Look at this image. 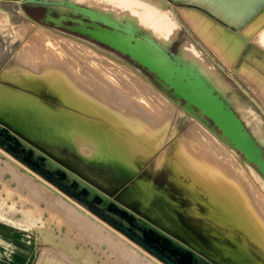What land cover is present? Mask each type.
I'll return each instance as SVG.
<instances>
[{"label":"bare ground","instance_id":"bare-ground-1","mask_svg":"<svg viewBox=\"0 0 264 264\" xmlns=\"http://www.w3.org/2000/svg\"><path fill=\"white\" fill-rule=\"evenodd\" d=\"M40 2L46 5L49 11L56 9L60 12L61 18L55 19L58 23L66 18V12H77L84 3L87 7L81 10L93 20L100 19L117 28L114 33L98 28L91 31L92 36L129 51L162 75L176 67L167 62L166 56L157 47L148 46L143 40H139L136 47H131L130 39L134 37L132 30L125 34L118 29L127 23L136 24L163 47H168L179 26L174 13L162 0ZM222 6L223 9L219 10L223 14L228 13L229 4L224 3ZM183 13L198 34L216 51L220 52V47L223 46L210 40L211 32L220 36V40L234 44L235 48L232 47L237 53L243 49L245 39L242 42L226 34L221 27L199 13H195L194 18H188L189 14ZM240 17L237 12L233 14L232 19ZM49 19L54 18L49 16ZM263 22L264 14L251 22L241 34L251 37ZM20 26V29L25 31L27 24L22 23ZM45 28L37 27L36 32H32L34 35L30 37L29 47L26 45L27 49L21 50L16 63H13L22 70H16L15 73L11 66L0 74V118L48 151L63 158H71L89 172L91 178L110 189L123 186L129 179L136 177L147 161L152 160L146 171L137 176L132 186L126 190L125 198H137L143 208L148 209L165 225L180 231L192 242L195 238V245L203 246L207 254L221 264H264V197L261 196L259 184L235 153L229 151L209 132L210 130L196 123L193 128L185 129L186 132H178L175 118L181 113L175 104L155 94L153 88L127 65L105 57L66 35ZM248 52V58L254 56L252 59L255 61L252 78L264 85V56L261 55L258 59L255 57V51ZM221 54H225L223 50ZM179 56L186 68L191 69L198 77L199 81L193 84V88L197 92V100L202 110L219 115L232 127L238 128L241 124L248 126L252 148V156L249 155V158L260 161L261 154L264 153L263 120L258 119L254 110L247 109L246 104H239L233 96L228 99L227 104L216 100L213 92L225 95L230 91V87L216 74L214 68L202 59L193 45L184 43L179 49ZM200 101H204V104ZM240 131L245 137L244 130ZM256 141L261 147L255 145ZM227 143L230 145L231 142ZM0 154L7 157L2 149ZM12 161L35 183L30 184L26 175L18 174L16 169L8 165L1 166L0 162V169H9L12 178L15 177V181L21 182L18 192L22 191V186L27 188L28 194H31L27 197H38L40 199L36 200L47 202V205L53 207V211H57L58 216L63 217V221L83 225L84 219L80 216L83 215L100 225L96 224L95 228L84 222L87 223L85 228L91 230L104 251L96 245H91L88 249L79 247L80 243L77 242L82 234L79 225L68 227L76 230V239L69 240L67 237L62 239V235L60 237L53 234L48 230V225L39 221V229L49 232L46 233L48 239H44L61 245L70 256L61 258L59 252L49 251L43 264H109L112 257L118 264H166L145 248L138 246L130 237L102 223L28 166L15 159ZM261 164L264 171L262 161ZM5 176L9 175L4 174V179ZM69 177L74 178L73 175ZM79 182L84 185L83 181ZM173 185L182 188L184 195L191 202L189 206H180L178 198L173 195ZM91 192L95 194L94 190ZM24 195L26 196V193ZM61 200L76 207L79 214L74 211L73 206L63 205ZM104 201H108L106 197ZM221 201L228 204L224 211H219L212 205ZM198 205L204 207L200 215L193 211ZM49 206L48 209L51 208ZM179 212L188 216L192 225L209 240L201 241L193 229L183 226L179 222ZM29 221L33 226H38V220L33 217ZM102 227L115 234L118 242L109 241ZM111 242L113 243L110 245ZM127 245L131 246L134 252L126 248ZM92 250L102 254V257L93 255Z\"/></svg>","mask_w":264,"mask_h":264},{"label":"rangeland","instance_id":"rangeland-1","mask_svg":"<svg viewBox=\"0 0 264 264\" xmlns=\"http://www.w3.org/2000/svg\"><path fill=\"white\" fill-rule=\"evenodd\" d=\"M20 2H23L24 5L20 6L18 4ZM164 2L167 3V1H164ZM166 5L168 6V3ZM81 6L87 7V5L84 3ZM16 8H18V9L22 8L24 10V12H23L24 14H15L13 16L12 13L9 15L8 13H5L4 11H2L3 9H7L9 12H11L13 9H16ZM105 9H106V11L108 10L107 8H105ZM170 10L174 13V16H175L176 21H177L178 26H179V29L177 30V32L171 37L170 45L168 47L167 46L164 47L166 49L168 55L170 56L171 61L172 62H178L177 56L179 54V49L184 43H189V44L193 45L198 50V52L200 53L202 59L208 65H210L214 68L216 74L221 77L223 82H225L227 85H229L230 91L225 95H221L222 96L221 98L225 99V101H228V99L231 96H233V98L239 104H244V105L246 104L247 109L254 110L258 114V119H262L264 122V98H263L264 97V85L261 84L259 80H254L252 78L251 72H252V68L255 65L252 66L249 63H245V61L248 60L246 53H244V55L237 54V52L234 50V48H235L234 44H231L232 46H234V48L232 46L229 48L224 47V49H223V47H220L221 51L223 50L225 53L224 55H222L223 53L221 54V51L220 52L216 51L214 48H212V46H210L211 44H208V42L206 40H204V38L200 34H198L197 32H194L192 30L193 29L192 25L191 24L188 25V23L185 21V16L183 14H181L179 12L177 15V13L175 11H173L171 8H170ZM228 11L230 12V9ZM108 13H110V12H108ZM0 14L2 15V16L0 15V17H1L0 18V74L4 70L8 69L11 66L14 69L15 73H17L16 70H19V71L22 70L19 67L14 65L16 63L15 61L19 57L21 52L24 51L25 49H27V46L29 45L28 43H29L30 39L32 38L31 36L34 35L33 33L36 32L37 27H43V28L46 27L45 29L51 30L57 34H61L63 36L66 35V37H69V38H71V39H73V40H75L81 44H84V45L90 47L91 49L95 50L96 52H98L99 54H101L105 57H109L111 59H114L117 62H120V63L127 65L129 68H131V70L137 76H139V78H141L143 81L148 83L149 86H151L153 88V90L155 91V94L157 93V95L163 96L167 100H169L170 102L174 103L176 108L178 109V112L181 113V114H179V116L176 117L177 119L175 118L176 124L178 123L177 124L178 132L184 133V132H186V130L193 128L196 124L202 126L203 128H205L208 131L210 130L209 132L213 136H215L218 140H220L229 151H231L233 154L235 153L234 155H236V157L241 161L243 166L246 167L250 171L253 178L255 179V181L260 186L259 188L261 190V196L264 197V174L258 169V166L256 164L249 162L245 158L244 154L241 153L236 147H234L231 144L229 145L227 143V142H229L228 139H225V138H224L225 140L223 139L222 131L215 125V123L209 117L202 114V112L197 107H195L194 105H192L193 109H190L188 107L187 101L182 96L177 95L176 90L169 84V82L166 81L165 79L161 78L158 74H156V73L148 70L147 68L141 66V64L139 62L134 61L128 55H125L124 53L119 52L118 50H115L112 47H110V46H108V45H106L100 41H97V40L92 41L89 39V38L92 39V36L89 34V30H95L98 27L97 24H101L99 21L97 23H95L91 20V18L89 16H87L81 12H74L73 10H70V11L66 12V14H65L66 18L61 19L60 23H58L57 21H55V19L61 18L60 12L58 10L54 9L51 12L45 6L28 3L27 0H18V1H14V0H3L2 1V0H0ZM233 14H235V11ZM8 15H9V17H8ZM49 16L53 17L54 19H49ZM22 23L27 24L25 31L20 29V27H21L20 25ZM125 23H126V21H125ZM133 26L140 30L141 35H143V36L145 35L147 37H150L148 35V33L143 28H141L140 26H138L136 24H133ZM226 34L232 35L233 37L238 38L242 42L244 41V38L241 35H238V34H235L232 32H226ZM139 38L140 37L138 35H136L132 41V44H135ZM154 41L157 44H159L161 47H163L156 40H154ZM244 48H245V45H244L243 49ZM242 50H240V52ZM246 51H247V55H248V53H249L248 51H251V49H249V50L247 49ZM43 54H45V53H43ZM14 55L16 57H14ZM236 55H238L239 57ZM236 58H238L239 61H236L235 64L225 62L229 59H231L233 61V59H236ZM32 61H34V60H32ZM10 62H12L11 65H10ZM6 64H7V66H6ZM245 65L247 68L245 67ZM237 67H239V68L237 69ZM150 83H152V84H150ZM256 88H258V89H256ZM262 98H263V100H262ZM239 116H240V113H239ZM189 120H190V122H189ZM191 120H193V121H191ZM183 125H184V127H183ZM263 130H264V127H263ZM262 137L264 139V135ZM0 149H2L3 152H5L7 155V157H4L0 154V162L2 164L1 166L8 165V166H10V168L16 169L18 174H24L28 177L27 173L22 171L21 168L19 167V165L12 161V159H15V160H17V159L14 156H12L10 153H8L6 150H4L3 148L0 147ZM263 149H264V147H263ZM48 152H50V151H48ZM50 153L52 155H54L55 157L64 160L63 165L66 168H68L69 170H72L74 173H76L80 177L83 178L84 177L83 174H84L87 178L98 183L104 189L112 191V192H107V194L111 195L114 200L121 203L122 205L127 207L130 211L135 213L140 219H144V220L150 219L156 223L164 225L166 227V229L167 230L169 229L168 231H170L173 235H175L177 237H181V238L183 237L189 243H191L193 246H195L197 249H199V250H201L207 254V251H205L203 249L204 248L203 246H201L200 244L195 245L197 242V240L195 238L193 239L194 242H192V241L188 240L185 237V235H183L180 231H176L173 228H171L170 226L165 225L164 222L160 221L155 215L151 214L148 209L143 208L140 205V201L137 198H132V199H129L130 197L128 199L125 198L126 190L132 186V184H133L134 180L137 178V176H141V174L146 171L145 169H147L148 166L152 163V160L147 161L140 168V172L137 173L136 177L134 176L131 179H129L128 182H126L127 184L125 183L126 185L124 184L120 188L110 189V188L104 186L102 183L97 182L95 179L91 178L89 172H87L86 170L81 168L80 165H78L77 162H75L71 158H69V157L63 158V157L58 156L52 152H50ZM263 158H264V153H263ZM17 161L20 164L26 165L19 160H17ZM4 172H6V173H4ZM91 172L93 173V169H91ZM9 173H10V170L7 168L4 169V167H2L0 169V264H38V263L43 264L45 261V258L48 255L47 253L49 251L59 252V254H60L59 256L61 258L63 256L64 257L65 256L70 257L69 254L67 253L66 249L63 248L61 245H56V244L50 243V242L46 241V239H44V238L48 239L47 234L49 232L47 233V231H41L39 229V225L41 223L48 225V227H47L48 230L50 232H52L53 234L59 235L60 237L62 235V239L67 237L69 240H73L75 238V231L76 230L68 228V227H71L72 225L73 226L79 225V227L81 226V229H82L81 230L82 234L80 236V240H79V242H77L78 244L79 243L81 244V245L79 244V247H81V246L83 248L87 247L86 249H88V248H90L91 245H96V246L100 247L102 251L105 250L103 248V246H101L100 243L97 242V240H96L94 234L91 232V230L86 229L84 226L85 224L90 223L92 226H94L96 228L97 225L100 226L99 224H97V222H95L94 220H91V219L89 220L88 217H85L83 215H80V216L84 219V222H87V223L83 222V225L82 224H75L74 225L73 223H70L66 220L63 221V217L61 215L58 216L57 211L56 212L53 211V207L47 205V202L42 201L43 202L42 203L40 200H36V198L40 199L38 197H36V198L32 197L31 199H30L31 196L27 197L28 195H31V194H28L27 188L22 186V191L18 192V190L21 189L22 184H21V182L15 181V177L12 178V176L10 175L12 173H10V174ZM4 174L9 175V176H5V179H4ZM28 178L30 179V176ZM10 179H12L13 181ZM44 179L46 180V178H44ZM46 181H48V180H46ZM16 182H18V183H16ZM32 182L33 181L30 179L29 183L35 184L34 182L33 183ZM49 183L58 189V187L54 183L53 184L51 182H49ZM11 184H13V185H11ZM28 185H27V187H28ZM17 187L19 189H17ZM172 188H173V193H174L173 195L175 198H178L180 206L185 207V206H189L191 204L188 197H186L184 195V191L182 190V188L178 187L177 185H173ZM25 189H27V190H25ZM23 190H24V194L26 193V196L23 194ZM58 190L60 192H62L63 194H65L66 196H68L70 199L74 200L78 205L82 206L83 209H86L88 212L93 214L102 223H104L107 226H110L115 231L120 232L122 235H125L123 232L119 231L114 225H112L108 221L102 219L99 215L95 214L92 210H90L86 206H83L79 201L74 199L71 195H69L66 192H63L60 189H58ZM22 195H24L25 197ZM53 196L55 198H58V197H56V195H53ZM183 196H184V198H183ZM61 201L64 203V204L62 203L63 205L73 206L72 204H70V205L67 204V201H65L66 204L63 200H61ZM61 201H59V202H61ZM212 205L214 206V208H216L219 211H222V209L224 211V210H226V208H228V204L223 202V201H221V203H217V204H216V202H214V203H212ZM48 206H49V208L50 207L51 208L48 209L47 208ZM7 207H8V209H7ZM74 208H73L74 211L76 210L75 212L77 213V211H79V210H77L76 207H74ZM50 210H52V211H50ZM193 211L195 214L197 213L200 215L204 211V207L200 206V205L195 206ZM80 213H83V212H80ZM77 214H79V213H77ZM178 214L180 217L179 222L183 226L189 227L191 230L193 229L194 234L196 235V237L198 239H200L203 242H207L209 240L208 238L204 237L203 234L200 233V230L198 228H196V226L194 227L192 225L191 219L188 216L183 215V213H181V212H179ZM223 215L224 214H222V216ZM30 216L33 217L34 219L38 220V223H37L38 226L32 225V222L29 221V220H31ZM214 216H216V215H214ZM231 218H233V217L231 216ZM39 221H42V222L40 223ZM82 226H83V228H82ZM102 230L109 237V241L112 240V241L118 242V237L115 234L111 233L108 229L103 228V227H102ZM71 231H73V232L70 233ZM39 232H41V233H39ZM42 233H45V235ZM40 235H42V236H40ZM69 235L71 238L69 237ZM82 242L83 243L85 242L86 244H83ZM112 243L113 242H111L110 245ZM121 243H123V242H121ZM123 244H125V243H123ZM137 245L142 247L140 244H137ZM126 248H128L129 250L134 252V250L131 249V246L127 245ZM107 250H108V248H107ZM108 251L110 253V250H108ZM92 254L98 255L99 257H102V254L100 255L95 250H92ZM214 260H216V259H214ZM103 264H105V263H103ZM109 264H118V263H115V258L112 257L111 262Z\"/></svg>","mask_w":264,"mask_h":264},{"label":"water","instance_id":"water-1","mask_svg":"<svg viewBox=\"0 0 264 264\" xmlns=\"http://www.w3.org/2000/svg\"><path fill=\"white\" fill-rule=\"evenodd\" d=\"M27 1L31 4L46 6L42 4L40 0ZM20 4L24 5L23 2H20ZM79 8L80 9L77 12H81L89 16V14L85 13L83 9L81 10V8L84 7ZM90 18L95 23L98 21L101 23L97 24L98 27L95 30L101 28L104 31H117V28L111 24L105 23L100 19L93 20L92 17ZM127 24H125V26L119 27L118 29L125 34L132 30L131 32L133 33L134 37L130 39L131 47H136L138 41L143 40L148 46H152L153 48L157 47L163 53V55L166 56L167 62L170 63V65H176V67L169 73L162 75L155 69H152L150 66H148V64L142 61L140 58L131 54L129 51H125L109 42L95 38L91 35V31L93 32L94 30H89V34L92 36V39H89L92 41H100L112 47L113 49L128 55L134 61L139 62L141 66L158 74L161 78L168 81L169 84L176 90L177 95L182 96L187 101L188 107H190V109H193L192 105H194L202 112V114L209 117L222 131V137L228 139L229 143L231 142V145L243 153L249 162L256 164L258 169L264 174V171L261 169V161L264 165L263 153L261 154L260 161L249 158V155L252 156V148L250 146L251 141L249 139L250 133L247 127L244 124H241V126L238 128L235 126L232 127V125L228 124L219 115H213L204 112L198 102L199 100H197V92L193 88V84L199 81L198 77L192 72L191 69L186 68L185 64L180 59L179 54L177 56V61L179 63L172 62L164 47H161L159 44H157L153 39H151V37L141 35L140 30L133 25ZM136 35H138L140 38L135 44H132V41ZM212 95L219 102H225L226 104L228 103L225 101V99L221 98L222 96L216 91L213 92ZM200 102L204 104V101ZM235 115L238 117L237 114ZM231 116L233 115L231 114ZM1 120L2 119L0 118L1 148L6 150L17 160L26 164L29 168L40 174L42 177L46 178V180L52 184L54 183L60 190L71 195L83 206H86L92 210L102 219L106 221L107 219H110V221H108L109 223L114 225L119 231L123 232L126 236L130 237L133 241L137 242V244H140L166 264H221L205 252L197 249L183 237L181 238L173 235L170 231H168L169 229H166L164 225L156 223L150 219H140L135 213L114 200L111 195L107 194V192L112 191L104 189L98 183L87 178L83 173L82 174L84 177L82 178L72 170H69L63 165L64 160L55 157L50 152H48L45 147L30 140L28 137L21 134L14 127H12L9 123ZM240 130H244L245 137L241 135L242 133ZM234 139L236 141H234ZM232 140L235 144L232 142ZM255 145L260 146L257 141L255 142ZM69 175H73L74 178L70 179ZM79 180L83 181L84 185H80ZM92 190L95 191V194H92ZM104 197L107 198V202L104 201Z\"/></svg>","mask_w":264,"mask_h":264},{"label":"crops","instance_id":"crops-1","mask_svg":"<svg viewBox=\"0 0 264 264\" xmlns=\"http://www.w3.org/2000/svg\"><path fill=\"white\" fill-rule=\"evenodd\" d=\"M164 1H167L168 8L169 9L171 8L173 11H175L177 15L179 12L183 15H184L183 12H186L189 14L188 18L190 17L194 18L195 17L194 14L199 13L204 17L208 18L209 20H211L213 23L217 24L219 27H221L220 29L223 32H232L241 35L245 39L246 44H245V48L237 54L244 55V53H246L247 56L246 50L251 49L252 51H255L256 58L259 59L261 55L264 56V22L260 25L258 29H256L255 34L252 35L251 37H245L243 34H241L243 33V30H245V28L248 25H250L251 22H253L257 18H259L262 14H264V0H164ZM164 3L167 4L166 2ZM224 3L229 4L230 7V12L225 14H223L222 11H219L220 8L223 9L222 4ZM234 3H235V7H234ZM18 4L21 6L20 3ZM2 11L8 14L12 13L13 16L15 14H24L23 13L24 10L22 8L13 9L11 12H9L7 9H3ZM234 11L235 13L237 12L240 13L241 16L240 19H236V18L232 19ZM185 21L188 23V25L190 24V21L186 17H185ZM192 30L194 32H197L194 28ZM261 32L263 33H262V37L260 38L259 36ZM212 33L213 32L209 34V38L211 37L210 40H212L213 42H217V44H219L220 46L222 45L225 48H229L232 46L231 44L228 43V41L224 39L220 40V36ZM252 58L254 59V56H251L250 59L248 58V60L245 63L250 62L249 64L254 66L255 61ZM236 61H239V59L236 58L233 59V61L229 59V61L227 60V63H236ZM262 73H264V71H262Z\"/></svg>","mask_w":264,"mask_h":264},{"label":"flooded vegetation","instance_id":"flooded-vegetation-1","mask_svg":"<svg viewBox=\"0 0 264 264\" xmlns=\"http://www.w3.org/2000/svg\"><path fill=\"white\" fill-rule=\"evenodd\" d=\"M107 221H110V219H107Z\"/></svg>","mask_w":264,"mask_h":264}]
</instances>
